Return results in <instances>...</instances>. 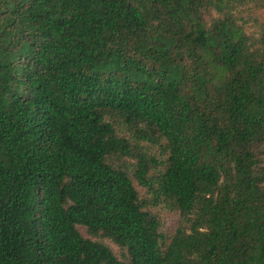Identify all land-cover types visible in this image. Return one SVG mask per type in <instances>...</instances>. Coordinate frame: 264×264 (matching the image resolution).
I'll use <instances>...</instances> for the list:
<instances>
[{"label":"trees","instance_id":"obj_1","mask_svg":"<svg viewBox=\"0 0 264 264\" xmlns=\"http://www.w3.org/2000/svg\"><path fill=\"white\" fill-rule=\"evenodd\" d=\"M0 264H264V0H0Z\"/></svg>","mask_w":264,"mask_h":264},{"label":"rangeland","instance_id":"obj_2","mask_svg":"<svg viewBox=\"0 0 264 264\" xmlns=\"http://www.w3.org/2000/svg\"><path fill=\"white\" fill-rule=\"evenodd\" d=\"M153 211H156L161 220H162V224L164 226V230L168 233H173L178 225H179V215L178 213H176L173 210H170L169 208L165 207V206H160L158 208L154 207ZM82 234L85 237H89L86 232L84 230H81ZM106 244L111 248V250L115 253L118 254V249L115 245H113L110 242H106Z\"/></svg>","mask_w":264,"mask_h":264}]
</instances>
